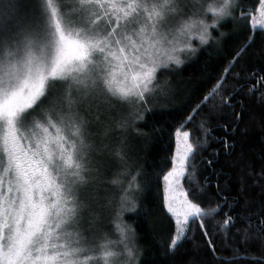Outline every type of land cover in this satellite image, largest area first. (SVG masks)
Segmentation results:
<instances>
[{"label": "snow or ice", "instance_id": "1", "mask_svg": "<svg viewBox=\"0 0 264 264\" xmlns=\"http://www.w3.org/2000/svg\"><path fill=\"white\" fill-rule=\"evenodd\" d=\"M229 19L253 34L175 130L171 167L162 176L175 225L164 255L176 254L194 222L211 264H232L237 257L218 254L209 232L215 221L227 238L221 252L231 248L234 230L235 241L262 253L248 258L264 264V166L256 172L243 156L232 162L239 185L232 204L223 195L228 181L220 183L221 172L215 181L218 201L209 194L210 203L202 206L184 187L193 185L197 195L207 191L209 181L197 178L194 164L211 133L205 125L229 109L235 131L245 111L243 101L233 99L239 94L264 103V67L244 78L256 85L228 90L226 84L255 31L264 32V0L255 6L245 0H0V264H144L136 229L123 215L141 209L134 194L145 174L137 170L125 187L119 174L108 176L109 166L126 162L124 133L132 128L143 135L136 122L154 114V103L178 94L161 70L179 69L210 42L219 45L225 35L221 22ZM259 54L264 59V48ZM204 109L202 137L191 138L182 129ZM224 146L232 145L225 140ZM218 155L214 151L205 163L212 167ZM117 186L114 207L110 188ZM250 187L260 190L254 213L248 210ZM242 198L241 212L216 219ZM104 220L117 241L103 231Z\"/></svg>", "mask_w": 264, "mask_h": 264}, {"label": "trees", "instance_id": "2", "mask_svg": "<svg viewBox=\"0 0 264 264\" xmlns=\"http://www.w3.org/2000/svg\"><path fill=\"white\" fill-rule=\"evenodd\" d=\"M250 6H255L257 0H245ZM220 31L225 33L219 45L203 46L196 53L195 57L186 58L185 63L172 71L161 70V78H170L178 87V94L169 97L167 100H160L153 104L154 114L146 116L145 121H137L136 127L141 129L143 135H136L132 128H129L124 135L127 137V159L126 162L114 160L108 169V176L119 174L123 186H127L130 176L137 170L145 175L138 178L141 191L134 194V198L141 205L137 214L125 212L123 220L136 229V244L144 250L141 257L144 264H185L186 261L194 260L195 264H211L212 257L207 250L205 239L199 227L193 222L192 231L188 233V239L184 240L176 254L171 257L164 255L165 246L174 233V220L168 213L164 203V182L163 174L171 167L170 159L175 151V130L185 122L186 116L191 112L192 107L199 102L211 90L217 79L223 74L229 61L235 56L246 43V38L253 34L249 26L239 23L234 24L230 19L221 22ZM219 35V33H214ZM264 48V32L257 29L255 39L250 43L247 51L239 58L236 65L227 75L226 84L228 90L239 84L256 85L255 80L245 81L252 72H260L264 67V59L260 56V49ZM238 74V75H236ZM264 89V85H260ZM243 101L245 111L243 119L233 127L231 110L225 109L224 114L213 117L205 127L211 128L207 137L206 146L200 150L194 161L197 169L196 176L203 182L209 181L207 191L202 195L196 194V189L188 183L184 187L189 192V197L196 195V199L203 205L210 203L209 194L214 198L212 202L218 201L215 196V181L218 172H221L220 183L223 185L228 181V188L223 195L230 196L229 204L235 197L238 190L237 170L232 162L243 156V162L250 165L253 170L259 172L264 166V103L260 102L258 96H245L239 94L233 98ZM206 109L196 113L191 123L185 126L189 130L191 138L202 137L200 124L204 119ZM222 125H227L225 128ZM230 145L225 148L224 141ZM115 143V142H113ZM217 152L216 163L209 167L206 159H213L212 153ZM125 168L127 171H125ZM251 183V178L249 179ZM120 191V186H119ZM117 189V190H118ZM259 188L248 189V210L257 212L256 203L261 199ZM110 193H115V188H110ZM231 194V195H230ZM245 200L242 198L240 205H233L232 211L225 206L216 219H222L224 212L229 215L242 211ZM215 221L208 224L209 232L217 245L218 254L237 258L232 264H254L249 259L250 255L260 256L255 246L245 247L235 241L234 230L229 232L232 240L231 248L221 252L224 241L227 238L216 231ZM240 224L237 225L239 227ZM235 241V242H233ZM232 249H238L233 252Z\"/></svg>", "mask_w": 264, "mask_h": 264}, {"label": "rangeland", "instance_id": "3", "mask_svg": "<svg viewBox=\"0 0 264 264\" xmlns=\"http://www.w3.org/2000/svg\"><path fill=\"white\" fill-rule=\"evenodd\" d=\"M119 186L115 187V193L112 196L114 207H118L119 204ZM118 189V190H117ZM103 231L107 233V236L112 241H117L119 239L114 227L107 221H103Z\"/></svg>", "mask_w": 264, "mask_h": 264}]
</instances>
